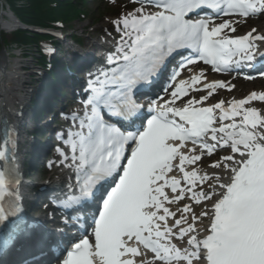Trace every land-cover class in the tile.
Instances as JSON below:
<instances>
[{
    "label": "snow or ice",
    "instance_id": "6c2138e0",
    "mask_svg": "<svg viewBox=\"0 0 264 264\" xmlns=\"http://www.w3.org/2000/svg\"><path fill=\"white\" fill-rule=\"evenodd\" d=\"M256 14H264V0H140L110 21L119 34L114 49L88 73L82 109L62 114L72 125L66 138L61 134L68 151L57 152L70 175L64 198L53 202L78 213L73 219L82 238L57 251L65 253L61 264H264V111L248 106L264 101V92L205 106L218 88L233 86L208 82L203 69L180 78L198 62L230 72L264 57L257 52L264 33L251 28L237 35V21L216 19ZM165 73L166 95L145 110L138 93ZM201 90L206 95L190 96ZM0 135L5 252L19 250L39 224L23 212L20 173L8 160L16 130L6 118ZM219 152L227 154L211 171L188 170ZM185 199L202 210L187 203L170 209Z\"/></svg>",
    "mask_w": 264,
    "mask_h": 264
},
{
    "label": "bare ground",
    "instance_id": "6f19581e",
    "mask_svg": "<svg viewBox=\"0 0 264 264\" xmlns=\"http://www.w3.org/2000/svg\"><path fill=\"white\" fill-rule=\"evenodd\" d=\"M10 24H7V26ZM105 50H108L107 46H104ZM8 63L7 59L3 58V64L6 65ZM10 73H6L7 70L5 69L4 66H1L0 72L2 74H4V77H0V105H2L3 107H8L11 104H16V102L22 103L24 100L26 101V99L28 98V96L30 94H32L33 92H35L36 90V86H32L30 89L26 90V91H22L21 92V86H24V82L27 81V76L25 74H13V68L10 69ZM17 76V80L12 81L11 78ZM262 84H264V82H262ZM22 94V96H21ZM17 95V96H16ZM258 109V108H257ZM261 111H264L262 109H258ZM208 171H211L208 170ZM21 172H25L24 170H21ZM197 226L199 227V222H197ZM31 243V242H28Z\"/></svg>",
    "mask_w": 264,
    "mask_h": 264
},
{
    "label": "rangeland",
    "instance_id": "374dc122",
    "mask_svg": "<svg viewBox=\"0 0 264 264\" xmlns=\"http://www.w3.org/2000/svg\"><path fill=\"white\" fill-rule=\"evenodd\" d=\"M86 3V7L89 9L91 7V9L93 8L94 6V1L93 0H86L85 1ZM74 26H81V25H84V26H88V25H91V26H94L96 24L92 23L91 21H89L88 19H80V20H77L75 21L74 23Z\"/></svg>",
    "mask_w": 264,
    "mask_h": 264
}]
</instances>
